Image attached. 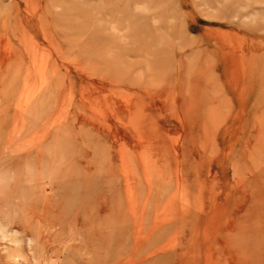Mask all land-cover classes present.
Instances as JSON below:
<instances>
[{"label":"rangeland","instance_id":"obj_1","mask_svg":"<svg viewBox=\"0 0 264 264\" xmlns=\"http://www.w3.org/2000/svg\"><path fill=\"white\" fill-rule=\"evenodd\" d=\"M0 264H264V0H0Z\"/></svg>","mask_w":264,"mask_h":264}]
</instances>
